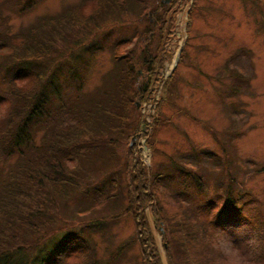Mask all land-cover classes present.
<instances>
[{"label":"rangeland","instance_id":"rangeland-1","mask_svg":"<svg viewBox=\"0 0 264 264\" xmlns=\"http://www.w3.org/2000/svg\"><path fill=\"white\" fill-rule=\"evenodd\" d=\"M81 1L84 0H37L24 10L11 4L1 12L8 17L11 33ZM171 1L145 0V9L138 7L128 18L121 16L127 23L117 24L118 34L115 32L110 37L102 35V25L76 28L70 39L72 45L82 46L66 49V59L72 49L76 55L66 62L73 70L63 72L64 76L70 73L68 80L62 79L65 84L78 87L77 79L81 82L85 78L81 93H90L108 83V74L116 66L110 50L115 40L109 38L137 34L133 47L137 55L142 50L156 52L162 33L159 32L163 18L160 4L167 6ZM141 11L145 16H140ZM168 14L173 15L174 26L165 48L163 40L159 46V54L165 60L153 77L156 81L152 95L148 101H138L136 106L144 114L147 127L133 141L127 136L130 126L124 134H118L114 143L108 137L102 140L104 136L91 138L88 142L94 148L82 157V164L81 160H77L78 165L75 160L67 162L69 166L80 167L76 170L80 175L73 174V178L67 179L72 180L67 193L59 194L56 188L57 194L45 199L48 224L41 227L40 234L44 240L52 238L55 232L67 235L66 238L78 234L81 241L87 225L95 227L104 223L103 230L95 232L92 241L89 240L93 245L81 241V245L71 246L72 262L81 261L84 253L93 247L99 259H106L101 256L107 251L114 252L129 242L134 244L116 262L138 264L142 253L134 238L136 234L142 239L146 236L143 228L149 222L162 264H208L205 258L209 257L212 264H264L263 247L256 243L244 217L237 215L233 221L217 225L210 230V238H202V242L194 235L181 236L180 253L172 248L169 232L175 228L167 222L169 216L174 218V214L185 210L187 215L178 217L183 221L178 226L188 232L191 228L199 229L202 221L212 219L213 210L209 213L198 210L201 207L195 199L198 195H190L177 181H169L172 159L182 157L185 163L193 161L186 159L191 151L198 150L204 153L194 160L202 167L200 173L206 179L209 195L221 202L234 197L235 191H245L244 209L264 214V0H173ZM149 23L157 29L146 41L142 36ZM128 26L132 28L130 31L125 30ZM143 64L141 60L137 65L138 70L144 71L141 70L139 80L148 76ZM77 71L81 75L74 80ZM232 86L239 90L232 92ZM61 95L62 99L74 96L62 89ZM155 112L158 117L161 114L160 123L153 121ZM97 144L102 147L97 148ZM130 151L133 156L127 163ZM16 158L17 155L10 156L3 162L5 175L15 165ZM161 172L163 185L152 186L160 184L153 183V176H160ZM125 187L135 189L134 197L146 187L154 203L141 207L130 198ZM131 204L135 205L136 219L133 212L127 211ZM191 208H195L197 216ZM168 249L170 259L166 256ZM61 250L60 257L64 260L69 254L65 247Z\"/></svg>","mask_w":264,"mask_h":264},{"label":"trees","instance_id":"trees-1","mask_svg":"<svg viewBox=\"0 0 264 264\" xmlns=\"http://www.w3.org/2000/svg\"><path fill=\"white\" fill-rule=\"evenodd\" d=\"M35 1L37 0H0V264H117L118 258L127 253L125 251L134 243L126 242L114 252L107 251V254L101 256L106 259H99L93 247L90 252L84 253L81 261L72 262L74 252H70L71 246L74 243L81 245V241L87 246L91 244L89 240L95 232L103 230L104 223L95 227L87 225L88 229L84 231V239L81 241L77 237L78 234L66 238L67 235L59 232L44 240L40 233L41 227L48 224L45 223V199L57 194L56 188H59V194L67 193L72 181L67 179L73 178V174L80 175L76 171L80 170V167L69 166L67 162L81 160V165L82 157L87 156L86 152L94 148L92 143L88 142L91 138L104 136L102 140L108 137L109 142L114 143L119 137L118 134H124V130L129 126L131 131L127 136L130 138L133 133L142 131L146 119L136 106L138 101H148V96L152 95L156 81L153 77L160 72L165 60L163 55L159 54V46L163 40L165 48L166 40L170 39L169 33L174 26V17L168 14L173 0H170V5L167 6L160 4L163 18L159 32L162 33L159 35L157 51L153 54L149 50L136 54L133 47L137 34L127 38L120 35L109 38L115 40L110 50L116 66L108 71L109 79L105 78L108 83L90 93H81L85 78H82L81 82L77 79L78 87L65 84L62 80H68L70 75L69 73L64 76L65 70H73L66 65V62L76 55V50L72 49L71 56L66 59V49L78 45H72V33L76 28L91 24L95 28L102 25V35L105 37H110L115 32L118 34L120 28H117V24L127 23L121 16L128 18L131 13L137 12L138 7L145 9V0H84L64 7L57 14L44 15L22 30L10 33L8 17L1 12L2 8H9L13 4L24 10L31 7ZM140 16H145V12L141 11ZM149 24L152 27L147 24L148 27L142 36L146 41L152 38L154 30L157 29L155 24ZM131 29L130 26L125 28L126 31ZM81 46L82 44H79L78 48ZM141 60L148 76L139 80L138 72L143 69L138 70L137 65ZM80 75L77 71L74 80ZM232 87L234 93L239 90ZM61 89L68 90L69 94L74 96L62 99ZM160 116L161 114L156 116L155 112L153 121L160 123ZM38 131L40 134H37ZM96 146L102 147L101 144ZM108 153L113 156L111 150ZM132 153L130 151L131 157L127 158V163L131 161ZM203 153V150L195 153L191 151L186 160L192 158L193 161L188 160L187 163L182 157H177V160L173 158L169 181H177L188 189V194L198 195L195 198L199 202L197 205H201L198 210L207 213L213 210L212 219L210 222L202 221L199 229L191 228L187 232L181 225L178 226L180 221L183 222L178 217L187 215L185 210L174 214V218L169 216L167 222L175 228L169 232L173 239L172 248L180 253L178 241L181 236L194 235L202 242V238H210L212 228L223 226L239 215L248 220L246 223L249 225V231L264 250V214L244 209L245 191H235L234 197L221 202L209 195L208 186L204 181L206 179L200 173L202 167L194 160V157H201ZM15 155V165L5 175L2 165L7 158ZM163 177L162 172L160 176H153V183L160 184L152 186L163 185ZM129 181L128 179V184ZM125 188L129 189L130 198H134V202L139 203L141 207L154 203V198L146 192V187L136 193L135 197L132 195L135 187L134 190ZM164 205H167L165 201ZM127 211L133 212L136 219L135 205L127 208ZM191 211L197 216L195 208H191ZM165 213L168 214V211L165 210ZM154 220L156 221L155 218ZM143 229L146 236L142 239L136 234L134 238L142 253V260L138 264H162L155 250V240L149 222ZM63 247L69 254L64 260L60 257ZM166 256L172 258L171 250L168 249ZM206 260L208 264H212L211 257L205 258V262Z\"/></svg>","mask_w":264,"mask_h":264},{"label":"water","instance_id":"water-1","mask_svg":"<svg viewBox=\"0 0 264 264\" xmlns=\"http://www.w3.org/2000/svg\"><path fill=\"white\" fill-rule=\"evenodd\" d=\"M145 128V125H143V129ZM138 136V134H135L134 136H133V138H136ZM133 138L131 139V141H133Z\"/></svg>","mask_w":264,"mask_h":264}]
</instances>
